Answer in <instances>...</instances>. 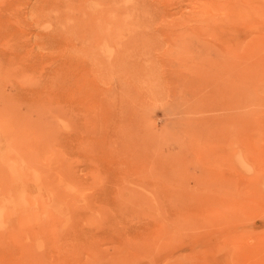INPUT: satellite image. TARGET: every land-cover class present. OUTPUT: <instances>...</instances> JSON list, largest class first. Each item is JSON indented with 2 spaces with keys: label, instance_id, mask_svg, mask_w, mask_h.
Returning <instances> with one entry per match:
<instances>
[{
  "label": "rangeland",
  "instance_id": "obj_1",
  "mask_svg": "<svg viewBox=\"0 0 264 264\" xmlns=\"http://www.w3.org/2000/svg\"><path fill=\"white\" fill-rule=\"evenodd\" d=\"M0 264H264V0H0Z\"/></svg>",
  "mask_w": 264,
  "mask_h": 264
},
{
  "label": "bare ground",
  "instance_id": "obj_2",
  "mask_svg": "<svg viewBox=\"0 0 264 264\" xmlns=\"http://www.w3.org/2000/svg\"><path fill=\"white\" fill-rule=\"evenodd\" d=\"M228 50V49H227ZM229 51V50H228ZM225 57V56H224ZM232 71V70H231ZM201 175V174H200Z\"/></svg>",
  "mask_w": 264,
  "mask_h": 264
}]
</instances>
